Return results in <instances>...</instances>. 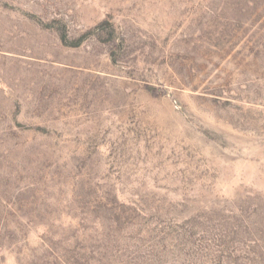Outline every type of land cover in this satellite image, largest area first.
<instances>
[{"label": "rangeland", "instance_id": "obj_1", "mask_svg": "<svg viewBox=\"0 0 264 264\" xmlns=\"http://www.w3.org/2000/svg\"><path fill=\"white\" fill-rule=\"evenodd\" d=\"M0 264H264V0H0Z\"/></svg>", "mask_w": 264, "mask_h": 264}, {"label": "trees", "instance_id": "obj_2", "mask_svg": "<svg viewBox=\"0 0 264 264\" xmlns=\"http://www.w3.org/2000/svg\"><path fill=\"white\" fill-rule=\"evenodd\" d=\"M106 21H103L102 23H100L98 25V27L103 26V24H105ZM92 33V31H86L85 33H83L81 36L77 37L76 39H74L73 41H68L67 36L65 34V32H61L60 33V39L62 40V42H64V44L66 45H71V46H78L82 43V41Z\"/></svg>", "mask_w": 264, "mask_h": 264}]
</instances>
